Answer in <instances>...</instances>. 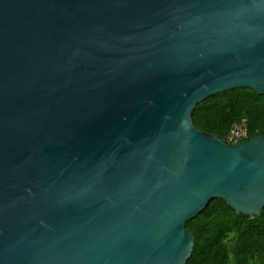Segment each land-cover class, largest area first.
Instances as JSON below:
<instances>
[{"label": "water", "instance_id": "obj_1", "mask_svg": "<svg viewBox=\"0 0 264 264\" xmlns=\"http://www.w3.org/2000/svg\"><path fill=\"white\" fill-rule=\"evenodd\" d=\"M264 93V0H0V264H184L209 199L264 206V133L194 104Z\"/></svg>", "mask_w": 264, "mask_h": 264}, {"label": "trees", "instance_id": "obj_2", "mask_svg": "<svg viewBox=\"0 0 264 264\" xmlns=\"http://www.w3.org/2000/svg\"><path fill=\"white\" fill-rule=\"evenodd\" d=\"M195 127L225 139L229 127L244 118L248 140L264 133V93L235 87L200 99L190 111ZM193 245L184 264H264V206L252 217L214 197L184 222Z\"/></svg>", "mask_w": 264, "mask_h": 264}, {"label": "built area", "instance_id": "obj_3", "mask_svg": "<svg viewBox=\"0 0 264 264\" xmlns=\"http://www.w3.org/2000/svg\"><path fill=\"white\" fill-rule=\"evenodd\" d=\"M246 134L245 120L241 118L233 123L225 133V142L232 143L235 139L243 138Z\"/></svg>", "mask_w": 264, "mask_h": 264}]
</instances>
